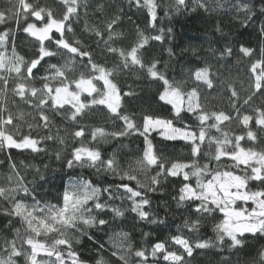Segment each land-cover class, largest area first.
Segmentation results:
<instances>
[{
  "label": "snow or ice",
  "instance_id": "obj_1",
  "mask_svg": "<svg viewBox=\"0 0 264 264\" xmlns=\"http://www.w3.org/2000/svg\"><path fill=\"white\" fill-rule=\"evenodd\" d=\"M9 3L11 6L7 11H0V25H5L0 30V149L41 152L44 149L40 145L45 140L65 144L61 129L54 121V117L59 116L61 123L66 119L76 126L71 135L74 141H79V146L74 143L72 150L63 157L65 166L70 170L92 169L96 174H111L119 177V183L99 184L86 177L73 179L70 176L61 198L53 204L36 198L35 190L25 182L9 154L10 173L6 176L7 186H0V198L10 205L3 210L4 215L18 218L23 225V234L20 228H13L12 237H4L0 244L4 253L0 255V264H20L21 260L23 264H83L74 244L82 243L85 236L94 239L88 229L105 231L113 227L116 218L124 217L123 206H116V200L130 202L131 212L141 221L164 223L151 210L148 193L157 192L161 179L169 177L181 181L182 186L173 196L177 206H186L190 216L195 217L186 218L183 227L189 233L198 234L209 217L214 220L222 217L214 224L215 238L193 242L177 234L169 241L155 242L149 250L133 249L128 242L129 233L118 232L115 235L122 239L112 244L111 255L121 264H191L189 258L196 249L215 248L222 252L226 245L231 251L243 248L248 235L264 237V150L241 145L245 140L257 143L260 140L258 132L264 133V106L252 108L251 104L254 98H264V46L239 47L249 65L246 72L248 94L243 102L240 103L235 86L229 84L226 91L230 93L228 99L232 111L209 112L200 102V89L214 90L216 74L211 71V65L190 68V89L184 87L188 80L170 78L162 69L161 61L149 52L153 46L151 41L165 43L163 27L150 35L137 28L136 40L124 47V33L117 31L120 15L108 21L105 30L85 24V31L95 37L94 43L102 54L118 58L119 63L109 68L96 62L92 54L94 49L76 38L74 23L80 20L81 7L87 14L86 0H59L63 7L59 18L54 16L51 8L39 6L33 0H15V3L9 0ZM129 3L146 9L149 27L157 29V9L161 7L157 0H129ZM97 7L101 12L104 9L103 4ZM223 7L221 0H214L212 4L209 0H170L164 15L198 11L208 14ZM232 7L244 14L242 24L247 26V22L252 21L255 13L246 0H233ZM261 13L264 14V8ZM13 23L15 29L11 27ZM20 31L33 44V54L27 59L17 51L15 33ZM217 31L222 32L219 25ZM259 31L264 36V23ZM67 33L73 34L72 40L67 38ZM167 33L171 35V27L167 28ZM168 51L170 56L174 54L171 48ZM232 55L233 48L225 46L220 50L217 62L226 61ZM58 56L63 63L51 62ZM45 65L47 70L40 74V68ZM78 65L87 72L81 70L76 76ZM117 73L135 74L138 80L146 78L155 82L158 100L162 106H168V115L144 114L137 123L135 112L129 113L125 108L129 102L125 97L137 94L131 85L126 91L119 87L114 79ZM37 78L43 81L39 87L34 83ZM10 81L15 83L10 85ZM9 93L15 98L12 106L25 105L27 116L34 123L25 120L26 113L22 109L13 115ZM96 106L106 108L113 122L121 123L117 124L116 131L93 128L90 140L102 142L109 137H143L142 156L134 163L130 161L124 167L115 154L106 156L99 148L84 143L89 137L86 136L87 126L81 121L87 115L86 110ZM245 106L252 108V114L242 111ZM233 120L244 129L242 134L233 136L226 130L225 122ZM25 123L29 129L27 134L22 132ZM54 127L55 133L52 132ZM33 130L48 134L33 137ZM153 132L164 141H183L190 149L189 159L169 160L156 149L151 138ZM56 159H62L60 151L56 152ZM250 182L259 187L253 190ZM108 212L112 213L110 217ZM11 226L9 219L6 227ZM72 237H75L74 241ZM95 243L100 251L105 250L104 243ZM97 264H105L103 258ZM254 264H264V249L259 250Z\"/></svg>",
  "mask_w": 264,
  "mask_h": 264
},
{
  "label": "trees",
  "instance_id": "obj_2",
  "mask_svg": "<svg viewBox=\"0 0 264 264\" xmlns=\"http://www.w3.org/2000/svg\"><path fill=\"white\" fill-rule=\"evenodd\" d=\"M11 2L15 3V0H11ZM33 2H38L39 6L51 8L57 18L62 15L63 7L59 0H33ZM86 2L88 5L87 14L81 7L80 20L74 23V31L76 38L82 40L86 47L91 46L94 49L92 54L96 62L105 64L109 68L119 63L118 58L102 54L101 49L97 48L94 43L95 37L85 31V24L105 30L106 23L113 17L120 15L121 19L118 22L117 31L124 33L125 41L122 45L124 47L136 40L137 28L146 35L153 34L154 31H158L161 27L165 29V43L160 44L159 42L151 41L153 46L149 49V52L161 61L162 69L167 71L170 78H174L177 81L188 80L190 68L196 65H211V71L216 74L217 78L216 87L214 90L200 89L202 93L200 102L204 105L206 111H225L226 113L232 111L228 99L230 93L226 91V86L229 84L234 85L239 92L240 103L247 96L248 75L246 72L249 65L247 58H243L239 52V47L244 45L255 49L264 46V36H261L259 31L261 23H264V14L261 13V9L264 8V0H246L255 13L252 21L247 22V26L241 22L244 14L242 12L238 13L232 7L233 0H221L224 7L208 14L202 11L195 13L182 12L180 14L169 12L168 16L164 15V11L167 10L166 6L169 5L170 0H157L161 7L157 9L158 23L156 30L149 27L147 10L131 5L129 0H86ZM209 2L212 4L214 0H209ZM100 4L104 6L102 12L97 7ZM10 6L9 0H0V11H7ZM217 25L222 28V32L217 31ZM22 26L23 21H21ZM4 27L5 25H0V30ZM11 27L15 29L16 25L13 23ZM169 27L172 28L171 35L167 33V28ZM15 35L17 36V51L24 55L26 59L31 57L33 54L31 39H26V34L22 31L15 33ZM66 35L69 40H72V33H67ZM225 46L233 48V55L230 58H226V61L218 63L220 50ZM52 47L55 46L53 45ZM169 48L174 53L171 56L168 51ZM56 61L63 63L59 56L51 60V62ZM46 70L47 65L40 68V74H43ZM81 70L87 72V69H83L82 65H78L75 75L79 76ZM114 79L121 89L126 91L128 86L131 85L135 90L136 96L125 97L129 101L125 108L129 113L135 112L137 123L140 122L141 116L144 114L168 115V106H162V102L158 100V85L155 82L146 78L138 80L135 74L117 73ZM13 83L15 81H10V85ZM34 83L39 87L43 81L37 78ZM184 87L190 89L192 87L191 80H188ZM13 99L15 98L9 93V107L13 115L15 116L17 111L22 109L26 113L25 120L28 123H34L32 118L27 116L25 105L19 103L15 107L12 106ZM251 104L252 108L264 106V98H254ZM252 108L245 106L242 111L245 114H252ZM86 112L87 115L81 121L83 125L87 126L86 136L89 139L84 140L86 145L99 148L102 154L106 156L115 154L120 164L124 167H127L128 162L134 163L137 158L142 156L141 150L144 148V141L143 137L139 135L126 136L119 139L109 137L102 142H92L90 133L93 128L102 127L107 131H116L117 124L121 122L114 123L111 115L103 106L93 107L90 111L86 110ZM61 120L62 118L59 116L54 117L57 127L61 129V136L66 141L65 144H60L58 141L45 140L40 145L44 149L41 152H31L30 149H0V186H7L6 176L10 173V168L8 167L9 154L21 176L24 177L25 182L31 189L35 190L36 198L53 204L57 203L61 198L70 176L73 179L77 176L86 177L95 180L99 184L114 185L119 183V177H113L111 174H96L92 169L76 168L75 170H70L65 166L63 157H66L72 150L74 143L79 146V141H74L71 135L76 126L66 119H64L63 123H61ZM17 122L24 123L22 121ZM225 128L233 136L244 132L237 120H233L230 123L225 122ZM64 129H67V131L65 132ZM22 132L25 134L29 132L26 123L22 128ZM52 132H56L55 127ZM31 134L33 137L38 138L44 137L48 133L46 131L33 130ZM258 135L260 140L257 143L253 144L245 140L241 141V145L253 147L256 150H264V133L258 132ZM151 138L156 149L159 152H163L169 160L187 161L189 159L190 149L183 141H164L155 132L152 133ZM229 150H231V146H229ZM57 151L61 152V160L56 159ZM141 178L143 179V176ZM192 182L194 183V180ZM181 186L180 178L169 177L167 180L162 178L159 190L155 193H148V198L151 200V210L158 215L160 220L164 221L162 224H151L141 221L131 212L130 202L116 200L114 202L116 206H123L124 217L116 218L113 227L105 231H98L95 228L88 229L94 239L90 240L85 236L82 243L74 244V248L79 253L83 264H97V261L101 258H103L105 264H121L117 257L111 255L112 244L118 243L122 239L115 235L118 232L129 233L128 242L132 244L133 249L148 248L150 250L155 242L169 241L171 236L177 234L184 235L193 242L201 238L214 239V224L218 223L222 217L218 216L215 220L209 217L202 223L198 234L189 233L183 227L186 218L194 219L195 217L190 216L186 206L178 207L173 199V196L177 194ZM250 187L256 190L259 185L255 182H250ZM25 199L28 200V198ZM109 203L113 202L109 201ZM9 207L10 205L7 201L0 198V244L3 243L5 236L12 237L13 228H20L21 234H23V225L18 218L4 215L3 210ZM107 215L110 217L112 213L108 212ZM9 219L12 220L11 228L6 227ZM145 233L148 235L145 236ZM40 239L44 238L41 237ZM72 239L74 241L75 237H72ZM95 241L104 243L105 250L100 251ZM17 246L19 247V242ZM260 249H264V237L248 235L243 248L229 251L225 245L222 252L217 251L215 248L196 249L193 256L189 259L191 264H254ZM0 255H4L2 249H0ZM20 264H23V260L20 261Z\"/></svg>",
  "mask_w": 264,
  "mask_h": 264
},
{
  "label": "rangeland",
  "instance_id": "obj_3",
  "mask_svg": "<svg viewBox=\"0 0 264 264\" xmlns=\"http://www.w3.org/2000/svg\"><path fill=\"white\" fill-rule=\"evenodd\" d=\"M154 133V132H153Z\"/></svg>",
  "mask_w": 264,
  "mask_h": 264
}]
</instances>
